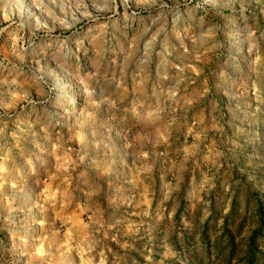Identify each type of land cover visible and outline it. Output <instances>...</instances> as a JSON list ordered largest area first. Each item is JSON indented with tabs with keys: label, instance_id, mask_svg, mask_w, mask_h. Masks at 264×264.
I'll use <instances>...</instances> for the list:
<instances>
[{
	"label": "rangeland",
	"instance_id": "1",
	"mask_svg": "<svg viewBox=\"0 0 264 264\" xmlns=\"http://www.w3.org/2000/svg\"><path fill=\"white\" fill-rule=\"evenodd\" d=\"M259 208L264 0H0V264H246Z\"/></svg>",
	"mask_w": 264,
	"mask_h": 264
},
{
	"label": "trees",
	"instance_id": "2",
	"mask_svg": "<svg viewBox=\"0 0 264 264\" xmlns=\"http://www.w3.org/2000/svg\"><path fill=\"white\" fill-rule=\"evenodd\" d=\"M257 214L259 218V225L258 228L252 232V235L249 238L248 249L245 256L246 264H264V257L259 259L256 257V254L260 252L258 251L257 245L255 244L256 239L262 234L264 230V214L262 213L261 208L258 209Z\"/></svg>",
	"mask_w": 264,
	"mask_h": 264
}]
</instances>
